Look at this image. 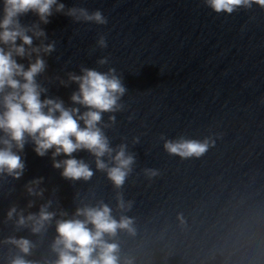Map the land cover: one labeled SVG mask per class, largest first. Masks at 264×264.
Wrapping results in <instances>:
<instances>
[{
	"label": "water",
	"instance_id": "95a60500",
	"mask_svg": "<svg viewBox=\"0 0 264 264\" xmlns=\"http://www.w3.org/2000/svg\"><path fill=\"white\" fill-rule=\"evenodd\" d=\"M58 2L65 11L100 10L108 23L77 22L54 11L50 22L40 25L47 39L34 38L33 46L55 41V51L44 56L47 69L38 77L48 89L41 99L58 97L79 107L70 101L78 86L65 87L61 80L67 81L69 72L80 74L81 67L115 68L127 88L120 100L124 108L103 114L101 127L111 147L128 145L136 163L117 189L87 151L73 156L94 175L87 182L73 181L53 167L52 150L40 157L26 143L20 153L23 176H0V264L19 254L4 242L10 237L34 243L25 258L35 264L54 261L51 244L60 210L71 217L77 207L100 202L117 219L134 218L136 234L121 231L115 237L121 258L131 257L134 264H264V9L253 5L228 15L216 14L203 0ZM20 21L30 25L38 17L30 12ZM101 35L106 48L97 46ZM104 57L109 62L98 64ZM17 59L27 67V59ZM109 115L116 116L115 124ZM161 136L210 137L215 145L199 158L184 159L166 152ZM103 159L111 166L108 156ZM146 168L159 175L149 179ZM40 177L43 197L29 196L25 185ZM118 193L133 202L130 211L117 207ZM48 200L57 216L40 234L7 219L13 205L27 215ZM29 201H34L31 208Z\"/></svg>",
	"mask_w": 264,
	"mask_h": 264
},
{
	"label": "clouds",
	"instance_id": "9594fccd",
	"mask_svg": "<svg viewBox=\"0 0 264 264\" xmlns=\"http://www.w3.org/2000/svg\"><path fill=\"white\" fill-rule=\"evenodd\" d=\"M203 3L216 14L231 15L242 8L251 9L253 5L264 9V0H203ZM54 11L70 16L77 22L108 23L100 10L90 13L83 7H72L65 11V5L58 0H3L0 7V176L6 175L15 180L23 176L25 162L20 153L30 141L34 145V152L40 157L52 150L53 167L62 169V177L73 181L87 182L94 175L83 159L73 156L76 152L87 151L95 157L96 169L106 172L114 187L120 189L133 172L136 157L128 151L126 143L115 149L111 147L101 127L103 114L116 113L124 108L120 100L127 88L116 74V69L101 72L81 67L80 74L69 72L67 81L61 80L65 87L69 83L78 86L72 92L70 101L79 107L66 106L58 97L45 95L41 99L48 89L39 82L38 77L47 69L44 56L55 51V41L38 46L33 44L34 38L47 39L40 25L48 24ZM30 12L38 17V22L22 24L20 17ZM97 46L107 47L103 35L97 40ZM17 58L27 59V67ZM108 62L107 57L97 61L100 65ZM109 121L115 124L116 116L109 115ZM161 139L164 140L166 152L184 159L199 158L215 145V140L210 137L202 141L183 137L171 140L163 136ZM134 143H139V137L134 139ZM61 155L68 158L57 159ZM105 156L112 161L111 166L103 159ZM144 173L149 179L159 175L158 170L151 168L144 169ZM42 183V177L29 181L25 185L28 195L43 197L45 190L39 187ZM52 203L48 200L38 212L27 215L23 209L13 205L7 212V219L15 220L18 228L29 227L33 234H40L57 216V212L49 210ZM33 204L34 201H29L28 207L31 208ZM132 206V201H125L122 193L117 194V207L122 212L130 211ZM59 216L60 219H55L56 236L51 244L56 259L45 261V264H134L131 257L121 258L120 245L115 241L121 231L133 236L136 234L134 218L122 214L117 219L111 207L103 202L95 206L77 207L71 217L60 210ZM4 242L19 250L9 264H35L25 258L31 255L35 247L31 240L10 237Z\"/></svg>",
	"mask_w": 264,
	"mask_h": 264
}]
</instances>
